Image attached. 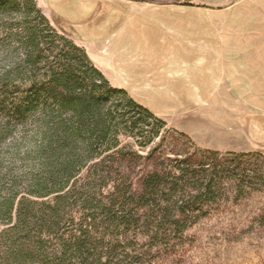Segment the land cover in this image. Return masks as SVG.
<instances>
[{"label":"trees","instance_id":"obj_1","mask_svg":"<svg viewBox=\"0 0 264 264\" xmlns=\"http://www.w3.org/2000/svg\"><path fill=\"white\" fill-rule=\"evenodd\" d=\"M260 194L263 154L199 147L36 0H0V264H177L221 205Z\"/></svg>","mask_w":264,"mask_h":264},{"label":"crops","instance_id":"obj_2","mask_svg":"<svg viewBox=\"0 0 264 264\" xmlns=\"http://www.w3.org/2000/svg\"><path fill=\"white\" fill-rule=\"evenodd\" d=\"M239 1L225 2L223 5L208 2L194 4L198 6H193V3L192 6L173 5L179 10L169 11L172 16L182 15L184 18L181 20L187 19L180 23H187L185 26L192 32L190 38H195L196 58L200 64L195 73L200 74L193 79L192 92L178 96L191 98L186 100L185 116L180 119L185 118L179 125L167 123L169 127L190 135L202 148L221 153L259 152L264 155V114H254V110L244 106V114L237 118L235 107L238 106L234 100L232 106L228 105V100H220L237 96L264 97V7L256 3L248 4V0ZM95 3L97 10H80L87 14L84 36L71 37L87 50L114 87L126 90L128 87L119 83L116 73L114 78L111 77L113 67L116 72V66L122 69L129 67L133 71L135 55L130 56L126 44H119L121 36L127 28L132 30V34H139L138 29L143 26L145 15L149 17L153 14L150 8L138 6L143 3L125 0H96ZM117 57L119 62L116 63ZM147 61L140 65L146 71L142 80L152 82L154 75L151 77L147 74ZM136 83L135 80L134 86ZM157 87L172 91L186 90L181 85L174 86L170 77L168 84L163 82ZM213 101L222 102L223 107L228 105L229 110L215 114ZM198 102L199 105H196ZM202 128L206 137L199 131Z\"/></svg>","mask_w":264,"mask_h":264},{"label":"rangeland","instance_id":"obj_3","mask_svg":"<svg viewBox=\"0 0 264 264\" xmlns=\"http://www.w3.org/2000/svg\"><path fill=\"white\" fill-rule=\"evenodd\" d=\"M36 1L53 26L71 39V35L75 37L84 36V20H87V14L80 12V10L94 11L98 7L95 3L96 0ZM230 1L232 3L240 2L239 0H189L193 6H198L194 4H201L202 2L223 5ZM247 3H256L257 6L264 7V0H248ZM138 6L150 8L153 16L147 17V14L145 15L143 26L138 29L140 32L137 35L132 34V30L127 28L119 42L120 45H127L130 56L135 55L134 60L137 62L132 60L133 71L129 67L122 69L116 66L115 72V67H113L111 77L114 78L116 73L119 77L117 79L119 83L128 87L127 92L132 94L138 103L150 109L152 113L166 122L179 125L185 118L180 119L185 116L184 110L187 109L188 105L186 100L191 98L178 96L187 94L188 91L192 92L193 79L200 74L195 73L196 68L199 69L200 67L196 58L195 38H190L192 32H189L188 26H185L188 24L180 23L187 19L181 20L184 18L182 15L172 16L169 12L179 10L174 8L172 4L143 3V5ZM194 58L196 60H193ZM144 60L149 63L147 74L151 77L154 75L152 82L142 80L146 71L140 65H144ZM117 62H119L118 57ZM169 77L174 86L181 85L186 90L172 91L170 88L157 87L163 82L168 84ZM135 80L137 81L136 86H134ZM205 99L207 98H202V100ZM220 100H228V105L231 106L234 100L238 106L235 107L237 108V118L244 114V106L254 110V114H264V97L237 96L236 98H220ZM196 105H199V102ZM212 105L215 114L229 110V106L223 107L222 102L213 101ZM239 107L242 108L243 112L239 110ZM237 124H239V119ZM199 131L206 137L207 134L203 133V128ZM168 143L164 151L165 156L174 157V154L181 153L182 145L180 142L170 137ZM220 208L221 213L215 214L210 220L203 222L193 233L190 249L182 250L180 254L182 256L177 264H264V234L253 231L256 225L252 221L259 212L264 210V194L249 198L246 201H239L238 204H223Z\"/></svg>","mask_w":264,"mask_h":264},{"label":"water","instance_id":"obj_4","mask_svg":"<svg viewBox=\"0 0 264 264\" xmlns=\"http://www.w3.org/2000/svg\"><path fill=\"white\" fill-rule=\"evenodd\" d=\"M129 2H134V3H150V2H161V1H171V0H125Z\"/></svg>","mask_w":264,"mask_h":264}]
</instances>
